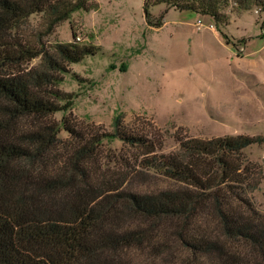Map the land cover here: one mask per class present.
<instances>
[{"label":"trees","instance_id":"obj_1","mask_svg":"<svg viewBox=\"0 0 264 264\" xmlns=\"http://www.w3.org/2000/svg\"><path fill=\"white\" fill-rule=\"evenodd\" d=\"M160 4L216 20L230 7L264 14V0H145ZM88 9L89 0H0V264H171L176 250L180 264H264L259 184L234 159L260 137H178L165 153L119 118L113 133L75 125L71 113L52 120L71 112L60 88L70 66L98 49H46L19 32L32 15L51 31ZM116 140L134 154L107 160L101 150ZM157 178L172 185L150 188Z\"/></svg>","mask_w":264,"mask_h":264},{"label":"rangeland","instance_id":"obj_2","mask_svg":"<svg viewBox=\"0 0 264 264\" xmlns=\"http://www.w3.org/2000/svg\"><path fill=\"white\" fill-rule=\"evenodd\" d=\"M19 36L46 49L75 41L98 49L64 76L60 88L74 101L71 112L52 118L58 123L71 113L75 125L113 133L119 118L162 141L165 153L177 150L178 137H260L234 159L259 184L251 198L264 214V14L230 7L216 20L145 0H89L88 10L51 31L43 15H32ZM101 153L107 160L134 154L118 140ZM171 185L157 178L150 188ZM176 253L171 264L185 257Z\"/></svg>","mask_w":264,"mask_h":264},{"label":"built area","instance_id":"obj_3","mask_svg":"<svg viewBox=\"0 0 264 264\" xmlns=\"http://www.w3.org/2000/svg\"><path fill=\"white\" fill-rule=\"evenodd\" d=\"M198 25H201L202 24V21L198 20L197 22ZM79 39V38H78Z\"/></svg>","mask_w":264,"mask_h":264}]
</instances>
